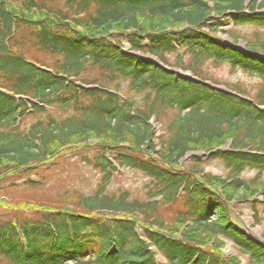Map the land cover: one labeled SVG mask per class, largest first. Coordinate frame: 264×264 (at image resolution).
I'll return each instance as SVG.
<instances>
[{"label": "trees", "instance_id": "obj_1", "mask_svg": "<svg viewBox=\"0 0 264 264\" xmlns=\"http://www.w3.org/2000/svg\"><path fill=\"white\" fill-rule=\"evenodd\" d=\"M208 66L256 87L219 84ZM76 140L96 190L0 223V264H264L233 208L261 223L264 0H0V181ZM123 169L148 180L143 199L108 192Z\"/></svg>", "mask_w": 264, "mask_h": 264}, {"label": "rangeland", "instance_id": "obj_2", "mask_svg": "<svg viewBox=\"0 0 264 264\" xmlns=\"http://www.w3.org/2000/svg\"><path fill=\"white\" fill-rule=\"evenodd\" d=\"M172 24V23H171ZM168 24V26H172ZM73 27V25H71ZM147 26V21L144 22L141 28ZM231 27L227 26L224 31H228ZM114 30H119L115 28ZM257 28L250 26L237 27L236 33L244 38L249 36ZM222 39H228L225 34H217ZM238 44L243 46V42L239 40ZM208 73L220 84L234 85L241 83L248 89L251 88L252 92L256 87V80L250 78L240 71H230L226 66L214 67L208 66ZM129 96V95H128ZM163 124V122H162ZM156 136L162 133V127L157 125L155 121L151 122ZM81 142L74 141L71 147L62 149L57 157L53 160V165L45 166L37 171V174H30L27 176L15 175L8 179L0 181V223L6 220L17 218L19 220L29 217L34 210L39 207H56L58 205H68L71 202V194H83L89 196L93 194L99 184V174L91 166L85 165L79 161L81 155L76 156V149L80 146ZM91 143H96L92 141ZM81 154L84 151L79 150ZM198 154V153H197ZM188 163V161H187ZM205 172L220 176L223 174V167L219 162L207 163ZM246 179H251L255 176L254 172H249ZM26 180L32 181V186L26 184ZM259 188H264V176L260 177ZM15 183V187L10 184ZM148 180L140 173L131 170L123 169L118 174L113 176L110 184L108 185V192L118 194L126 191L131 198L143 199L144 188ZM241 190L238 194H241ZM66 194H69L67 196ZM256 199L264 202L261 195L255 196ZM264 204L259 203L257 211L263 214L261 219V226L253 225L252 209L247 204L235 205L233 207L238 216L240 226L253 238L264 242L262 231L264 230ZM231 207V205L229 204ZM198 233L203 234V228H200ZM220 240V239H218ZM221 244L212 240L209 243L214 249L222 250L223 254L235 256L229 243L220 240ZM158 258V257H157ZM238 259V258H237ZM158 260H160L158 258ZM240 264H245V260L239 258Z\"/></svg>", "mask_w": 264, "mask_h": 264}]
</instances>
